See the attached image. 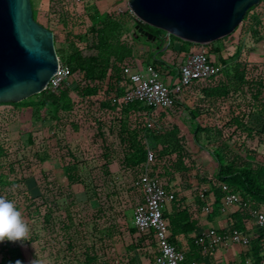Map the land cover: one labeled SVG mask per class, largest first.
Returning a JSON list of instances; mask_svg holds the SVG:
<instances>
[{"label": "trees", "instance_id": "16d2710c", "mask_svg": "<svg viewBox=\"0 0 264 264\" xmlns=\"http://www.w3.org/2000/svg\"><path fill=\"white\" fill-rule=\"evenodd\" d=\"M60 2L57 20L45 27L54 32L55 45L58 31L64 34L63 45L67 46H57L56 51L60 63L69 68V83L56 92L44 90L18 103H0L19 108L17 112L0 113V197L14 203L29 227L26 241L1 242V258L11 257L13 264L17 259L31 264L27 258L34 256L41 224L46 236H54V255L68 257L63 264H113L108 256L112 249L103 240L112 235L113 211L121 208L123 213L131 208L119 188L127 185L133 194L139 193L132 182L144 170L148 140L154 151L150 174L157 176L166 190L175 192L173 212L163 213L171 239L185 230L187 221V210L179 211L174 204L179 201L175 189L191 190L190 174L196 167L176 124L164 128L157 125L158 119L147 123L142 112L152 107L144 101L123 104L110 100L111 94H121L127 87L130 67L126 64L135 57V42L145 38L126 27H134L138 22L135 17L124 21L120 15H107L93 22L87 31L90 53L85 54L79 46L83 36L71 29L78 20L73 2ZM263 4L260 0L250 7L229 35L204 45L210 60L222 66L221 71L192 82L176 94L173 103L194 121L192 142L214 159L219 182H210L217 204L226 192H238L248 201L249 208H241L234 215L232 228L240 231L241 215L249 216L252 209L264 211V152L260 149L264 147V52L254 53L258 42L264 40ZM138 23L155 36L159 49L155 46L147 54L145 64L162 78L174 79L177 71L172 74L175 66L162 57L164 53L157 56L158 52L174 50L183 57L201 46L171 36L168 48L161 51L166 44L164 31ZM246 41L251 42L250 48ZM217 42L220 44L215 45ZM34 116L55 130L77 133L86 121L95 131L76 148L63 146V139L58 138V154L49 159L26 148L33 144L30 130ZM203 141L206 145L201 144ZM177 173L179 181L174 177ZM126 178H130L129 186ZM196 188L208 196L201 185ZM102 231L105 237L100 236ZM132 232L138 234L134 249L149 242L156 247L150 263L156 264L159 246L154 232L135 228ZM252 251L259 259L256 249Z\"/></svg>", "mask_w": 264, "mask_h": 264}, {"label": "water", "instance_id": "95a60500", "mask_svg": "<svg viewBox=\"0 0 264 264\" xmlns=\"http://www.w3.org/2000/svg\"><path fill=\"white\" fill-rule=\"evenodd\" d=\"M259 2L128 0L127 5L138 22L164 31L160 50L165 51L171 36L204 46L229 35ZM138 22L133 33L154 41ZM59 63L54 32L35 20L31 0H0V103H18L44 91Z\"/></svg>", "mask_w": 264, "mask_h": 264}, {"label": "built area", "instance_id": "2783aa9c", "mask_svg": "<svg viewBox=\"0 0 264 264\" xmlns=\"http://www.w3.org/2000/svg\"><path fill=\"white\" fill-rule=\"evenodd\" d=\"M221 69L222 66L210 60L206 48L200 46L182 58L176 78L165 81L153 67L144 65L127 75V87L121 94H111L110 100L112 103L123 104L144 101L148 107H152L151 110L142 112L148 123L151 119H156L160 112L170 109L176 94L182 92L186 86L199 79L209 78L219 73ZM69 78L68 66L59 63L57 72L50 78L45 90L56 92L63 84L69 83ZM153 159L154 151L148 146L144 170L132 182V185L139 190L142 200L133 209L131 223L138 232L148 229L154 232L159 246L156 264H182L185 253L169 241L168 224L163 217L167 204L174 199V193L166 190L157 176L150 174ZM223 189L226 190L227 186L224 185ZM199 197L203 202L202 213H211L212 198L205 196L204 193H200ZM222 204L223 206L235 205L240 209L249 208L248 201L243 200L238 192H226L222 198ZM250 215L255 224L264 230V211L252 209ZM194 243L206 253L220 245L227 246L231 243L249 245L250 238L237 228L231 227L226 230L208 228L197 235ZM245 264H264V256Z\"/></svg>", "mask_w": 264, "mask_h": 264}, {"label": "crops", "instance_id": "0c3cea01", "mask_svg": "<svg viewBox=\"0 0 264 264\" xmlns=\"http://www.w3.org/2000/svg\"><path fill=\"white\" fill-rule=\"evenodd\" d=\"M130 70L131 69L127 71V75L134 71ZM164 125V128L168 127L165 122ZM147 145L150 147L149 140ZM201 176L205 177L202 183L203 187L201 186V188L207 190L208 196L212 198L211 213H202L201 206L203 205V202L199 197L200 190L198 189L195 191L197 189L195 187L196 184L199 186L200 182L193 180L191 181L193 185L191 190H181L178 188L179 191L177 193V200L179 201L174 203L177 210H187L185 230L181 232L179 231V233L175 234L174 237L172 236L173 239H171V230L168 229L170 238L169 241L178 250L185 253V260L182 264H245L249 261L256 260V256L252 249H256L257 258L264 256V230L255 224V221L250 214L249 216L244 214L241 215V226L243 227L242 231L250 238L249 246H244L240 243H231L227 246H217L213 251L205 253L202 251L200 246L195 245L194 239L197 235L208 228H214L217 230H226L231 228L233 226V221L236 220L234 219V215H237V213H240L242 210L235 205L223 206L222 199L217 204L216 198L212 192L213 188L210 182V180H212L211 177H208L206 174H201ZM139 195L140 197L135 204H133L131 200H127V202L131 203L130 209L125 210L123 213H121V208H117L113 211V219L110 224L112 235L109 236L110 239L108 240H103L104 238L102 239L103 243L108 244V246L112 249L111 252L108 253V256L113 260V264H150L153 259L152 257L154 256L156 247H152L150 242L148 243L149 245H146V247L139 245L137 249H134L137 243L138 234L132 232L134 226L131 221L134 207L142 200L140 192ZM172 205L173 203L170 201L164 210V214L173 212V209L171 211ZM262 206L264 207V205ZM245 214L247 213L245 212ZM37 229H39L37 230L39 234V241L36 240L34 244V256L32 258H27V261L32 262L35 260L36 264H58V261H60V264L67 263V256L65 258L60 256L57 257L54 255L56 252H53L51 249V244L54 242V236H46L44 231H42L41 224L37 227ZM104 231H102L100 235L101 237L106 236V232ZM98 244L102 243L99 242ZM253 245H256V248H253ZM57 248L59 247L57 246ZM130 257H132L131 261L129 260ZM13 260L14 259L11 257L4 259L1 258L0 264H13Z\"/></svg>", "mask_w": 264, "mask_h": 264}, {"label": "rangeland", "instance_id": "374dc122", "mask_svg": "<svg viewBox=\"0 0 264 264\" xmlns=\"http://www.w3.org/2000/svg\"><path fill=\"white\" fill-rule=\"evenodd\" d=\"M60 1L31 0L32 9L33 8L35 9V12L33 11V16L35 20L44 26L53 25V23H55V21L57 20V17L60 13L59 11L61 10L62 7L61 5L62 3ZM67 1L73 2V7L75 8L74 16L77 17L78 20H75V23H73L71 29L73 33H78L83 36V39L81 43H79V46L83 47L82 51L85 54L90 53V50L88 48L89 44H86V42L89 43L87 31H88V27L93 22L98 20H103L107 15H114V16L120 15L121 19H123L124 21L127 20L129 16H134L128 8L127 5L128 0H80V1L78 0L75 1V3L74 0H67ZM262 6H264V4ZM91 16L94 17L91 18ZM126 27L130 29L132 28L133 30V27L129 24L126 25ZM57 37L58 40L55 47L57 46L66 47L67 45H63L64 34L61 33V31H58ZM223 43L225 45L228 44L227 41H223ZM246 43H247V47L250 48L251 42L246 41ZM217 44L220 43L217 42L215 45ZM155 46L156 45L154 41H148L146 38H143L135 42V46H134L135 57L134 59H131L132 61H130L129 64L127 63L126 65H128V67H130L131 70L142 68L145 64V59L147 58V54L149 52H153L155 50ZM190 49L195 50V48H190ZM175 50H177V47ZM258 52L259 53L264 52V40L258 42V47L255 48L254 53L257 54ZM162 53H164L162 57L167 59L170 63H172L175 66L172 72V74H174V72L177 71L178 65L184 56L182 57V55H180L178 51L176 52L174 50H166L165 52H158L156 55L159 56ZM164 80L165 81L171 80V77H168ZM19 106L22 107L24 106V104H21ZM4 111L17 112L19 111V108L16 105H9V104L0 105V113ZM157 119H156L157 125L161 127L165 126L164 125L165 122L168 127L173 124H176L180 128L181 130L180 136L181 135L183 136L185 147L188 150L190 157L193 159L196 167L190 174V181L194 180L196 182H200V180H203L204 178H200L199 176H201V174L203 175L206 174L208 177H211L214 183L219 182L216 176V164L214 162V159L205 149L198 147L197 143L192 142L191 140V135L194 129V121L191 120V118L187 115V113H185L183 109L180 108L177 109L172 106L170 109L162 113L160 112ZM31 122H33L34 124V128L30 130V139L33 140V144H30L26 148L30 149L31 151L32 150L38 151L42 156L47 155L49 159L56 157L58 154V145H57L58 138L63 139L64 141V143H62L63 146L69 145L71 148H76L77 144L84 142V140H86L87 137H91V135L95 131V129L92 128L93 126L91 125V123H88L86 121L84 122L82 129H80L79 132L77 133H70L61 128L55 130L56 129L55 127L43 126L42 120L40 118H36L35 116L31 119ZM201 144L206 145V142L203 141ZM260 149L261 151L264 152V147H261ZM174 177L176 180L179 181L180 175L178 173L175 174ZM125 181L129 186L130 178H126ZM199 185L202 186V184ZM122 187L119 188L121 190L119 194L122 195V199L124 201L129 199L131 200V202H133V204H135L140 197L139 193L137 194L134 192L133 194V191H130V187H127V185H124ZM195 187H198L197 184ZM2 243L0 242V248L2 246ZM1 256L2 254L0 253V259Z\"/></svg>", "mask_w": 264, "mask_h": 264}, {"label": "clouds", "instance_id": "9594fccd", "mask_svg": "<svg viewBox=\"0 0 264 264\" xmlns=\"http://www.w3.org/2000/svg\"><path fill=\"white\" fill-rule=\"evenodd\" d=\"M29 235V227L13 202L0 197V242H22ZM15 264H23L19 259ZM31 264H36L35 260Z\"/></svg>", "mask_w": 264, "mask_h": 264}]
</instances>
